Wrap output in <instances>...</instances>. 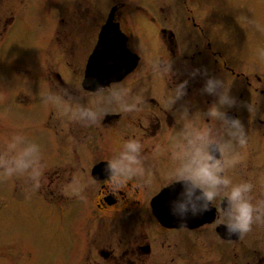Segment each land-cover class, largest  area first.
<instances>
[{"label":"flooded vegetation","instance_id":"flooded-vegetation-1","mask_svg":"<svg viewBox=\"0 0 264 264\" xmlns=\"http://www.w3.org/2000/svg\"><path fill=\"white\" fill-rule=\"evenodd\" d=\"M122 1L0 0V52L16 39L19 26L21 45L15 54L22 55L21 27L28 11L44 15L37 20L48 41L35 57L38 62L43 58L38 66L43 73L36 78L37 92L43 97L37 100L44 102L49 92L53 95L37 112L35 130L44 133L51 145L35 193L43 200L47 196L62 200L69 213L78 208L66 230L63 264H264V225L254 224L249 233L228 237L219 223L225 204L220 198L209 211L190 216L186 223L174 218L168 204L181 191L170 174L190 159L195 135V126L186 128L183 111L187 108L189 118H194L216 102L215 96L203 92L209 77L223 80L237 99L236 107L225 110L241 120L247 133L246 145L237 151L238 161L229 164L224 174L232 185H253L254 205L264 200L263 66H248L241 50L246 35L243 20L231 18L228 6L218 0H150L147 8ZM78 8L82 14L76 12ZM147 9L149 14L144 12ZM107 22L117 35L106 38L123 41L130 68L113 80L105 82L108 75L99 77L95 72L85 81L89 58ZM157 58L171 62L169 74L152 72L150 64ZM4 69L0 67V74ZM9 69L19 74L28 71L22 65ZM113 83L122 89L96 93L98 86ZM178 85H186V95L171 105L168 99ZM20 96L21 92L15 96L18 103ZM122 107L133 111L124 112ZM80 108L97 111V122L73 119ZM16 122L15 136L19 117ZM206 122L219 127L218 121ZM130 138L142 145L138 158L145 175L129 179L113 192L106 184V164L119 156ZM0 141L2 152L6 144ZM28 181L16 176L0 182L2 197L11 199V191H22ZM74 183L82 187L85 200L72 194ZM8 232V241L0 235V258L10 251V260L17 263L23 251L19 232Z\"/></svg>","mask_w":264,"mask_h":264},{"label":"clouds","instance_id":"clouds-1","mask_svg":"<svg viewBox=\"0 0 264 264\" xmlns=\"http://www.w3.org/2000/svg\"><path fill=\"white\" fill-rule=\"evenodd\" d=\"M252 27L264 32V28L255 21H247ZM258 55L264 60V49H258ZM153 73L169 74L171 62L160 58L150 64ZM122 89L118 83L108 86H98L97 94L105 91L116 92ZM186 85H178L172 90L168 99L175 105L186 95ZM66 91V90H65ZM203 92L216 97L206 113H196L189 118L188 109L183 115L186 119V128L195 126V135L191 143L190 159L179 168L173 169L170 178L174 184H179L181 191L171 202L170 212L181 223L187 219L197 217L210 210V205L220 198L225 202L222 217L219 223L223 224L228 237L243 236L252 231L254 224L264 225V200L252 203L250 193L253 185L244 182L232 185L231 180L224 174L229 164H235L239 154L237 147H244L247 143V133L240 119L229 117L225 109L237 106V99L229 94L223 80L209 77L205 81ZM53 93L45 96L44 102ZM134 107V106H133ZM133 107H122L124 112L133 111ZM78 118L73 119L96 123L98 112L89 108H80ZM206 121H218L219 127H213ZM142 145L136 139H128L123 143V151L117 158L107 161L106 184L109 190L116 192L127 185V181L136 176L143 177L145 169L143 160L139 159ZM215 149V151H213ZM231 156V159H227ZM41 149L36 143L28 142L25 137L16 135L11 141H6L5 150L0 152V182L8 181L13 177H27L34 190L41 187L44 167L41 162ZM82 187L79 184L71 186L73 195L81 200Z\"/></svg>","mask_w":264,"mask_h":264},{"label":"rangeland","instance_id":"rangeland-1","mask_svg":"<svg viewBox=\"0 0 264 264\" xmlns=\"http://www.w3.org/2000/svg\"><path fill=\"white\" fill-rule=\"evenodd\" d=\"M124 1L128 2L129 0ZM131 1L135 2V6L147 8L145 3L150 0ZM218 1L222 5L228 6L231 18L240 17L243 20L246 35L241 50L248 57V66L258 65V63L263 66L264 79V60H261L258 55V49H264V32L257 30L247 22L255 20L261 28H264V0ZM74 6L72 5V9ZM149 11L147 9L144 12L149 14ZM76 12L82 14V9L80 11L78 8ZM135 12L138 15L143 13L132 10L133 14ZM152 15L155 14L152 13ZM39 17L43 18L44 15L32 10L28 11L26 22L21 27L23 39L20 41L24 42L21 48L22 55L15 54L21 45L19 44V26L15 33L18 36L13 37L16 39L7 43L4 51L0 52V67H6L0 74V139H3L5 144L6 141H11L16 132V119L19 117V135L25 137L28 142L40 146L41 162L46 168L47 166L43 162L46 160L51 144L44 133L35 130L36 114L41 108L47 106V104H43V101L37 100L43 95L36 89L39 86L36 78L43 73L42 69L38 67L43 58H40L38 62L35 57L37 54L41 55L40 51L44 52L48 45L44 30L37 23ZM13 34L14 32H12ZM11 65L27 66L28 71H24L22 74L15 73L14 69H9ZM19 92H21L20 97L22 98L18 103L15 96L19 95ZM23 94H25V98H23ZM238 149L239 147L235 151L237 152ZM56 157H58L56 162H60V155L57 154ZM62 188L63 186H58V190H62ZM2 194L3 190L0 185V235L6 237L8 231H11L13 235L19 232V244L23 247V251L19 253L17 263L10 260L11 255L8 253L10 251H5L7 252L5 257L2 255L5 260L0 258V264H63L62 259L67 254L66 230L69 223L77 217L78 208L69 213L67 207L62 205V200L55 199L60 202H54L55 200H51L50 196L43 200L35 193L30 180L28 186H23L22 191L19 188L16 192L11 191V199L8 195L2 197ZM5 240L8 241L9 237H6Z\"/></svg>","mask_w":264,"mask_h":264},{"label":"water","instance_id":"water-1","mask_svg":"<svg viewBox=\"0 0 264 264\" xmlns=\"http://www.w3.org/2000/svg\"><path fill=\"white\" fill-rule=\"evenodd\" d=\"M107 32L108 31H103L102 33H101V37H100V42H101V44H102V42H104L105 41V38H106V36H105V34H107ZM101 48L99 49V50H97V56L96 55H93V56H91V60L89 61V64H88V67L90 68V66L91 65H94V63L96 64V65H98L97 67H100V68H102L103 66L104 67H109V66H113V65H116V63L114 64V59H115V55H117L118 53H120V54H122V55H125L124 56V58L126 57V58H129V54H128V51L126 50V48L125 47H122V52H121V50H119V51H117V52H113L114 50H112L111 48L108 50V49H104V47H102V45L100 46ZM96 56V57H95ZM94 58V59H93ZM127 63V61H125V63L123 64V65H121V68H120V70L121 69H123V70H125L124 72H127V69H129L130 67L129 66H127L128 65V63ZM106 65V66H105ZM128 67V68H127ZM89 75H91V72L89 73ZM88 78H86L87 80H85V81H89V76H87ZM112 78V77H111ZM111 80V79H110ZM169 205L171 204V203H168ZM174 218H176V217H174Z\"/></svg>","mask_w":264,"mask_h":264}]
</instances>
